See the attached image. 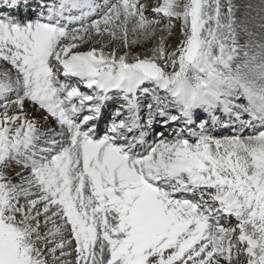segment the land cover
Wrapping results in <instances>:
<instances>
[{"label": "snow or ice", "instance_id": "1", "mask_svg": "<svg viewBox=\"0 0 264 264\" xmlns=\"http://www.w3.org/2000/svg\"><path fill=\"white\" fill-rule=\"evenodd\" d=\"M146 7L0 0V264H264V0Z\"/></svg>", "mask_w": 264, "mask_h": 264}, {"label": "rangeland", "instance_id": "2", "mask_svg": "<svg viewBox=\"0 0 264 264\" xmlns=\"http://www.w3.org/2000/svg\"><path fill=\"white\" fill-rule=\"evenodd\" d=\"M104 1V0H103ZM141 3H144V0H140ZM233 2L237 5H239V9L236 13L237 17H238V20L239 21H244L246 19H250V17H254L256 16V11L255 10H249L248 8L245 7V5L247 4H252V5H258L260 3V0H233ZM160 3V0H146L145 1V5H147L146 7V11H145V14L149 17V18H153L156 16V14L152 11V9L154 7H156L158 4ZM153 6V7H152ZM158 19H161V24H164V23H167V20L166 18H161V17H156ZM257 23H259V21H257ZM174 24L176 25V27L173 29V32H174V35L172 37H169L168 40H167V43L169 44H173V43H176L178 42L177 41V37L179 35V22H174ZM248 39V37L243 33L241 32V37H240V42L243 44L246 42V40ZM153 46V43L152 42H149L145 45H141V46H134L136 48V50H144L146 48H150ZM7 67L6 65H3L1 62H0V71H3L5 69H10V68H5ZM13 75H14V70H13ZM238 103H243L245 101L241 100V101H237ZM33 115H38L36 114L34 111H33ZM210 132V131H209ZM211 134V133H210ZM244 135H248L249 133H243ZM213 135V134H212ZM226 135H232V134H222V135H215V136H218V137H222V136H226ZM13 165V164H12ZM11 165L9 171L13 168V166ZM12 171V170H11ZM10 171V172H11ZM19 171V170H18ZM13 172V171H12ZM236 224V221L233 219L232 220V226H235ZM57 255H59V253H57ZM68 259L70 260H74L75 257L74 255L71 256V257H68ZM246 258L241 255L239 259L237 260H234L233 261V264H243L244 260Z\"/></svg>", "mask_w": 264, "mask_h": 264}, {"label": "bare ground", "instance_id": "3", "mask_svg": "<svg viewBox=\"0 0 264 264\" xmlns=\"http://www.w3.org/2000/svg\"><path fill=\"white\" fill-rule=\"evenodd\" d=\"M145 1H146V0H144V3H143V4H145ZM152 7H153V6H152ZM147 15H148V14H147ZM11 170H12V171H18V169H11ZM11 170H10V171H11ZM19 170H20V169H19ZM10 171H9V174L12 173V171H11V172H10ZM231 223H232V222H231Z\"/></svg>", "mask_w": 264, "mask_h": 264}]
</instances>
